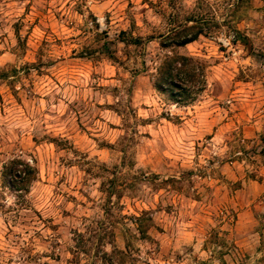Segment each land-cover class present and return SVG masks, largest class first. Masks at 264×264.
<instances>
[{"label": "rangeland", "instance_id": "1", "mask_svg": "<svg viewBox=\"0 0 264 264\" xmlns=\"http://www.w3.org/2000/svg\"><path fill=\"white\" fill-rule=\"evenodd\" d=\"M166 54L204 64L188 106ZM0 264H264V0H0Z\"/></svg>", "mask_w": 264, "mask_h": 264}, {"label": "trees", "instance_id": "2", "mask_svg": "<svg viewBox=\"0 0 264 264\" xmlns=\"http://www.w3.org/2000/svg\"><path fill=\"white\" fill-rule=\"evenodd\" d=\"M189 22L191 21L186 20L165 35H159L158 38L148 37L143 40L139 37H130L123 43L126 46L142 49L144 45L157 39L163 50L180 49L196 41L203 34L202 27L188 26ZM152 63L153 72L150 73V77L153 88L159 93H167L176 106L190 105L205 90V67L198 59L178 54H166L161 55ZM141 66V72L145 73L147 68L143 62ZM6 172L13 182L29 184L34 180L36 170L28 163L12 160Z\"/></svg>", "mask_w": 264, "mask_h": 264}]
</instances>
